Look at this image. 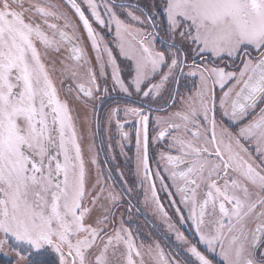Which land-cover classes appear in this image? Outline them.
<instances>
[{
    "label": "snow or ice",
    "instance_id": "obj_1",
    "mask_svg": "<svg viewBox=\"0 0 264 264\" xmlns=\"http://www.w3.org/2000/svg\"><path fill=\"white\" fill-rule=\"evenodd\" d=\"M114 135L126 158L135 138L131 183L107 167ZM140 195L161 239L129 226ZM10 253L15 264H264V0H0Z\"/></svg>",
    "mask_w": 264,
    "mask_h": 264
},
{
    "label": "flooded vegetation",
    "instance_id": "obj_2",
    "mask_svg": "<svg viewBox=\"0 0 264 264\" xmlns=\"http://www.w3.org/2000/svg\"><path fill=\"white\" fill-rule=\"evenodd\" d=\"M131 3L138 4L141 7H144L149 3V0H130ZM159 46V41H157ZM227 123V121H225ZM113 133H115V128H113ZM127 145L125 151L127 152V158L119 153V147L116 141L119 140V137L114 135L112 142V149L116 154V160L108 164L107 167H112L114 169V175L116 174L115 170L119 169L125 173L124 179L129 180L131 183L133 179V172L135 168L134 163V152L135 144ZM96 143L99 145L103 143L104 147L100 149V158L103 160L106 155H110L108 152V133L105 132L103 128L96 134ZM151 151V146H150ZM150 163L155 166V161L150 160ZM159 191V188L157 189ZM161 202L164 203L165 208L168 207V201L161 195ZM132 203L135 205V208L132 211L131 218L133 223L129 225L134 229L138 230L139 238L147 240L149 236L155 239H161V233L166 231V226L163 225L159 217L154 213L152 205H145L143 203V196L140 195L132 200ZM138 209V211H137ZM187 235V233H185ZM15 258L14 254H9L8 258H5L3 255H0V264H13Z\"/></svg>",
    "mask_w": 264,
    "mask_h": 264
},
{
    "label": "rangeland",
    "instance_id": "obj_3",
    "mask_svg": "<svg viewBox=\"0 0 264 264\" xmlns=\"http://www.w3.org/2000/svg\"><path fill=\"white\" fill-rule=\"evenodd\" d=\"M13 264H15V260H14Z\"/></svg>",
    "mask_w": 264,
    "mask_h": 264
}]
</instances>
